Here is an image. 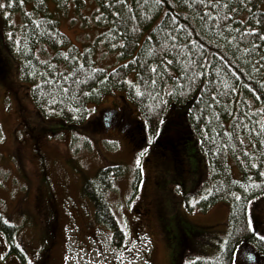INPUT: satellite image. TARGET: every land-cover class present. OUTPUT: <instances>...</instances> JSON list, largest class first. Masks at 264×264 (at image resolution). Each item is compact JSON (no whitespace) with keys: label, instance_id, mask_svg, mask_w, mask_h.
<instances>
[{"label":"trees","instance_id":"trees-1","mask_svg":"<svg viewBox=\"0 0 264 264\" xmlns=\"http://www.w3.org/2000/svg\"><path fill=\"white\" fill-rule=\"evenodd\" d=\"M53 1L60 9L74 5L77 11L95 5L92 13L98 15V19L94 15L91 18L93 24L95 22V26L103 30L100 40L104 48L109 53H117L125 64L119 69L104 70L97 68L93 60L95 49L80 53L73 47L74 52L46 0H0L4 5L0 7L4 46L20 64L21 80L34 85L33 103L39 109L44 108L41 101L53 108L57 116L55 122L66 125L69 128L66 130L73 132L70 128L78 127L86 134L90 131L106 133L97 109L99 98L108 90L121 92L124 98L121 106L114 103L117 108H112L119 121L117 127L107 134L129 138L131 145L136 147L144 144L146 128L150 131L148 121L156 126L152 132L155 149L147 156V166L154 169V173L150 171L147 180L143 181L146 186L137 215L141 217L145 209L153 208L157 220L166 217L163 191L167 188V181L160 172L161 166L167 169L174 166L178 173L188 170L185 163L181 166V162L183 159L185 162L188 153L194 150L199 159L195 164L199 179L201 159L205 155L212 171V183L214 180L213 189L202 183L198 188L194 186L197 189L191 198H196L199 212H206L218 203L228 204L231 208L230 230L226 237H229V244L227 250L218 256H223L221 262L217 258L211 261L197 257L200 258L198 264H224L245 242L264 251L261 236L258 232L252 233V225L259 226L260 221L263 232L264 199L262 205L258 202L254 205L253 223L249 217L251 200L264 193V11L260 8L263 0ZM27 2L32 3L30 13L23 10ZM14 12H22V22L18 26L11 22V13ZM38 47L43 48L40 51L41 54L44 51L43 56L47 52L49 59L44 63L36 53ZM247 68L249 72L253 69L252 79L247 77ZM131 74L136 85L128 84L126 80ZM221 79L226 83L225 88L218 86ZM167 89H174L172 98H166ZM237 92L240 93L236 95ZM189 94L192 95L187 97ZM136 101L139 105L136 112L142 114L144 121L133 116L132 104L135 105ZM172 102L175 103L173 106ZM252 104L255 107L250 110ZM89 105H93L97 113L87 120ZM163 105L166 106L160 123L161 114L158 118L155 116ZM131 119L137 122L129 128ZM165 157L179 166L173 163L168 167L161 161ZM230 161L237 163L238 180L231 174ZM124 173L126 170L120 164L106 165L99 169L97 178L94 177L96 180L85 179L84 187L93 203L94 220L111 231L112 240L118 246L124 241V222L120 223L112 211L113 205L106 194ZM140 178L142 180V176ZM223 181L225 185L221 184ZM149 185L153 191L147 195ZM189 199L186 198L184 205L190 208ZM39 204L42 206L43 199H39L36 208ZM49 211L50 217L41 233L50 240L55 231L58 236L62 235L64 225L59 210L51 208ZM85 218L88 227L93 221H89V216ZM183 219L190 224L188 218ZM161 225V233L169 241L172 257L181 264V254L176 256L180 244H172L168 227ZM15 226L0 214V233ZM202 226L211 233L202 232ZM202 226L200 230L198 227L190 231L197 239L192 243V249L199 238L218 234L212 226ZM101 227L96 229L102 230ZM258 231L262 233L260 229ZM29 243L34 245L31 241ZM185 254L186 251L183 257Z\"/></svg>","mask_w":264,"mask_h":264},{"label":"rangeland","instance_id":"rangeland-1","mask_svg":"<svg viewBox=\"0 0 264 264\" xmlns=\"http://www.w3.org/2000/svg\"><path fill=\"white\" fill-rule=\"evenodd\" d=\"M28 3H25L23 10L30 13L32 3ZM46 3L48 9L58 19L59 29L67 36L74 52L73 47H76L80 53L95 49L93 60L97 68L104 70H112L117 68L118 64H125L117 53H109L104 48L100 40L103 30L95 26L91 18L94 15V18L98 19V15L92 13L95 5L92 4L90 8L85 7L77 11L74 5L60 9L53 0H46ZM260 8L264 11V0ZM11 14L13 26L20 25L22 12ZM3 38L0 28V214L9 223L19 224V228L23 229V234L27 239L29 237L31 243L36 245L42 242L41 230L45 229L51 208L61 213L59 218L64 225V232L60 237V245L65 248L64 263L67 262V264H178L170 253L169 241L161 233V224L168 227L172 244H180L181 248L179 247L176 251V256L181 254L180 263L186 264L187 258L192 256V243L194 240L197 241L191 236L190 231L198 227L200 230V226L205 225L212 226L219 235L226 232V226L229 225L227 223L228 204L218 203L202 213L197 210L196 198H191L192 193H195L201 183L214 188V180L213 183L211 181L212 171L208 167L209 162L207 163L205 155L201 159L199 179L195 169V164L199 159L194 150L188 153L185 162L184 159L181 162V166L185 163L188 170L179 173L173 166V163L178 166L179 163L176 164L175 161L172 163L166 157V159H161L168 167L173 166V169L161 166L160 170L167 181V188L163 191L165 196L163 202L167 208L166 217L160 221L157 220L153 208L145 209L141 217L137 215L136 210L146 186L143 181L145 178L147 180L150 171L154 173V169H150L142 160L144 157L147 158L148 149L152 147L144 144L134 147L131 145V139L119 138L115 133L90 131L86 134L78 127L70 128L72 132L66 130L69 129L66 125L61 126L56 123L57 116L52 111L53 108L41 100L40 105L44 106L43 109H39L33 103L34 85L21 80L20 64L7 53ZM173 43L176 44V41ZM41 49L43 48L38 47L36 53L40 62L44 63L49 58L46 56L47 52L45 56H43L44 51L40 53ZM247 73V77L252 79L253 69L249 72L247 68ZM126 80L129 81L128 84L136 85L133 74L127 76ZM218 86L219 88L226 87L224 79H221ZM239 93L237 92L236 95ZM121 94L116 89L113 92L110 90L103 92L98 101L100 105L96 107L98 112L105 107L117 108L114 103L121 105ZM134 95L136 97V93ZM172 95H174V89H167L166 98H172ZM168 100L171 101V99ZM137 101L135 105L132 104L135 109L133 116L137 120L144 121L142 114L136 112L139 106ZM171 104L173 106L175 103ZM165 106H162L163 112L161 110L155 116L158 118L161 114L160 123ZM250 106V110L255 107L253 104ZM88 108L90 112L87 114V120L97 113L93 105H89ZM109 120L112 121L109 125L113 123L115 125L112 128H116L119 121L118 115L114 114ZM128 122L130 128L131 123L134 124L137 121L131 119ZM148 122L150 131H147L146 127L145 131L148 132V138L152 139L154 135L152 132L156 126L153 122ZM146 123L147 121L144 125ZM262 124L260 121L261 126ZM54 131L58 133L52 134ZM257 134L260 135L259 132ZM235 160L238 162L237 157ZM109 164H120L126 170V173L115 181L113 188L106 194L113 205L112 211L116 213L120 223L124 222V241L119 246L112 240L111 231L94 220L93 203L84 192L85 179L96 180L99 169ZM230 164L232 165L231 174L238 180L240 176L237 163L230 161ZM141 172L145 177L142 180L140 179ZM198 180L199 182L196 183ZM221 184L226 183L223 181ZM194 186L197 188L194 189ZM152 191L153 188L149 185L146 188V194H151ZM187 197L190 198L191 207L195 206V209L188 210L186 204L184 205ZM40 198L43 199V204L42 206L39 204L36 208V203ZM257 202L262 205L259 199L252 203L253 217L255 215L254 205ZM49 206H51L50 209ZM199 206L202 207V204L199 203ZM86 216H89V221H93L89 222L91 225L88 227ZM183 218H188L190 224ZM97 225L102 226L103 229H96ZM204 228L207 227L202 226V232L211 233L209 229L204 230ZM225 237L226 234L223 238L209 235L199 239L218 252V249H224V246L228 245L222 242ZM61 246L55 249L53 253L55 258L61 254ZM18 249L17 243L12 245V255H16ZM184 251L186 254L183 257Z\"/></svg>","mask_w":264,"mask_h":264},{"label":"flooded vegetation","instance_id":"flooded-vegetation-1","mask_svg":"<svg viewBox=\"0 0 264 264\" xmlns=\"http://www.w3.org/2000/svg\"><path fill=\"white\" fill-rule=\"evenodd\" d=\"M260 223L261 221L259 226H256L257 232L259 229L261 231L260 226L262 223ZM18 227L17 225L14 228L2 230L0 233V264H67V262L64 263L66 259L65 248L60 245L61 236H58V232L55 231L50 240L47 236H44L42 242L32 245L29 243L30 240L23 234V229H17ZM16 243L19 249L16 255H12L11 246ZM58 246H61V254L55 258L53 253ZM234 253L235 257L232 255L231 260L226 261L225 264H233V261L234 264H264V251L254 248L250 242L241 244L240 248ZM248 253L251 254L253 259H248Z\"/></svg>","mask_w":264,"mask_h":264},{"label":"snow or ice","instance_id":"snow-or-ice-1","mask_svg":"<svg viewBox=\"0 0 264 264\" xmlns=\"http://www.w3.org/2000/svg\"><path fill=\"white\" fill-rule=\"evenodd\" d=\"M0 7H4V5L0 4ZM233 256L235 257V253H233ZM247 257L249 260L253 259L250 253L247 254ZM233 264H234V261H233Z\"/></svg>","mask_w":264,"mask_h":264},{"label":"bare ground","instance_id":"bare-ground-1","mask_svg":"<svg viewBox=\"0 0 264 264\" xmlns=\"http://www.w3.org/2000/svg\"><path fill=\"white\" fill-rule=\"evenodd\" d=\"M234 15V14H233Z\"/></svg>","mask_w":264,"mask_h":264}]
</instances>
